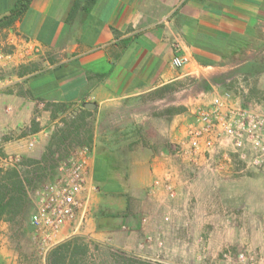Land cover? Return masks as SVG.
Segmentation results:
<instances>
[{
  "label": "rangeland",
  "instance_id": "374dc122",
  "mask_svg": "<svg viewBox=\"0 0 264 264\" xmlns=\"http://www.w3.org/2000/svg\"><path fill=\"white\" fill-rule=\"evenodd\" d=\"M17 52L11 39L0 38V96L25 87L26 80L21 78L42 69L40 64L27 69L35 52ZM246 52L240 54L239 61L245 62L242 68L210 71L206 80L186 77L86 116L78 109L61 108L54 119L44 120L42 137L51 132L63 138L64 147L69 149L86 146L95 154L108 152L124 187V193L114 197H106L97 188V192L89 193L86 214H93L88 220L92 228L110 227L104 236L88 240L81 234L88 227L84 220L78 230L74 223L64 226L74 235L62 240L60 231L53 248L73 239L85 245L87 253L78 257L77 264H264V173L240 172L242 167L234 160L221 169L204 165L193 168L186 139L196 110L216 95L232 90V80L238 74L248 80L244 104L264 101V40L252 44ZM36 106L28 126L24 124L25 108L17 109L9 102L2 108L9 129L0 140V157L21 159L22 168L16 171L25 196L18 214L5 213L0 219V264H48L53 249L46 254L39 249L29 222L31 192L38 180L34 183L28 172L35 163L25 161L34 149L27 147L31 138L20 139L32 133V123L42 121L41 109L45 106ZM35 141L36 146L39 138ZM154 141L163 146L160 152L172 164L173 178L164 180L158 191L147 197L131 195L127 176H123L125 163L129 158L138 159L139 148ZM175 147L182 149L181 154H174ZM58 148L53 155L62 154ZM225 154L231 155L228 150ZM197 159L202 164V157ZM11 170L15 169L0 168L2 184L7 182L2 177ZM27 176L31 177L29 184L25 182ZM167 184L172 186L173 197ZM107 215L115 218L106 219ZM65 264H70L68 255Z\"/></svg>",
  "mask_w": 264,
  "mask_h": 264
},
{
  "label": "crops",
  "instance_id": "0c3cea01",
  "mask_svg": "<svg viewBox=\"0 0 264 264\" xmlns=\"http://www.w3.org/2000/svg\"><path fill=\"white\" fill-rule=\"evenodd\" d=\"M0 38L11 39L17 53L28 48L37 54L27 69L42 67L21 78L25 87L0 96V140L9 129L2 110L8 102L25 108L26 126L36 103L37 108L45 106L42 121L32 123V133L20 139L39 138L25 157L31 165L63 146V138L51 132L42 137L40 129L61 108L86 116L186 77L205 79L210 71L242 68L240 54L264 40V0H0ZM174 42L188 59L180 69L171 65ZM85 103L96 109L83 113ZM160 149L157 141L146 142L140 157L125 163L123 176L131 195L147 197L173 178L172 164ZM89 163L88 183L101 192L102 185L93 178V148ZM111 165L110 179L119 183L118 167ZM91 214H86L88 227L81 234L95 241L110 227L92 228ZM61 235L68 240L74 234L63 227Z\"/></svg>",
  "mask_w": 264,
  "mask_h": 264
},
{
  "label": "built area",
  "instance_id": "2783aa9c",
  "mask_svg": "<svg viewBox=\"0 0 264 264\" xmlns=\"http://www.w3.org/2000/svg\"><path fill=\"white\" fill-rule=\"evenodd\" d=\"M172 49L171 65L180 69L188 59L177 42L172 44ZM29 51L32 49L26 48V52ZM232 88L216 95L194 113L186 132L191 166L221 169L234 160L242 167L240 172L264 173V101L244 104L243 96L248 88L244 75L234 77ZM35 143V139H31L28 149L32 150ZM58 149L62 154L53 155V149L44 162L39 161L28 169L33 182L38 180L31 192L33 211L29 222L44 254L56 245L64 226L77 223L75 230H78L85 220L89 193L97 192L96 187L88 183L92 150L86 146L69 149L64 145ZM174 149L175 155L181 154L182 149ZM227 150L231 155L225 154ZM198 156L202 157V164ZM21 164L17 156L0 157L2 170L8 167L18 170ZM166 189L173 197L172 186L167 184Z\"/></svg>",
  "mask_w": 264,
  "mask_h": 264
},
{
  "label": "trees",
  "instance_id": "16d2710c",
  "mask_svg": "<svg viewBox=\"0 0 264 264\" xmlns=\"http://www.w3.org/2000/svg\"><path fill=\"white\" fill-rule=\"evenodd\" d=\"M28 2L29 0H22ZM233 54L232 56H234ZM83 113H89L85 110H82ZM96 163H95V172H94V181L98 184H101V192L104 195L107 194H122L121 184L117 181L110 179V169L112 167V160L110 159L108 152L106 151H97ZM31 176V175H29ZM31 178V177H30ZM27 176L25 182L31 183V179ZM2 180L7 181L5 184H2L0 181V219L7 213L10 216L16 215L19 213L20 209L23 206L24 201V185L21 180H19V174L16 170H11L7 172L5 176L2 177ZM10 186V187H9ZM118 186V187H117ZM9 195V197H6ZM108 218H115L114 215L105 216ZM102 225H99L98 228H102ZM87 253V247L85 245L77 244L74 239L73 241H66L55 248H53L48 254V264H65L66 256L68 255L70 259V264H77L78 257H84Z\"/></svg>",
  "mask_w": 264,
  "mask_h": 264
},
{
  "label": "water",
  "instance_id": "95a60500",
  "mask_svg": "<svg viewBox=\"0 0 264 264\" xmlns=\"http://www.w3.org/2000/svg\"><path fill=\"white\" fill-rule=\"evenodd\" d=\"M82 108L86 111H94L96 109V105L93 103H85L82 105Z\"/></svg>",
  "mask_w": 264,
  "mask_h": 264
}]
</instances>
